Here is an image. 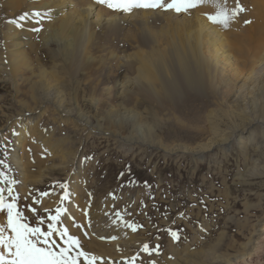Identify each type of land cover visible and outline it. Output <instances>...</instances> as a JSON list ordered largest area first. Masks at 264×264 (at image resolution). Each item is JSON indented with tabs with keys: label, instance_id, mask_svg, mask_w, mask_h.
Masks as SVG:
<instances>
[{
	"label": "rangeland",
	"instance_id": "1",
	"mask_svg": "<svg viewBox=\"0 0 264 264\" xmlns=\"http://www.w3.org/2000/svg\"><path fill=\"white\" fill-rule=\"evenodd\" d=\"M58 1L0 0V46L4 44L7 25H20L27 20L32 23L30 17L35 16L38 6ZM82 1L112 14H131L134 10L116 11L95 0ZM231 3L236 4L237 0ZM62 12L67 13L68 9ZM36 28L40 30H33ZM18 31L22 33L20 40L25 42L24 50L30 55L32 74L37 76L41 69L47 78L59 82L58 92L63 101L57 103L62 102L75 119L74 124H61L56 106L43 103L41 93L29 90L28 86H17L11 79L10 68L0 72V166L4 171L0 188L5 190L8 202V189L12 188L24 222L47 230L51 222L48 217L56 215L57 209L60 213L55 226L60 230L75 227L82 218L80 229L86 228V244L80 243L74 251L97 257L96 264H203L205 251L213 249L216 243L223 244V253H231V248L226 251L228 245L236 248L246 243L252 231L259 229V221L264 217V174L259 175L260 168L251 169L264 166V146L257 149L248 144L244 151L238 138H234L223 150L214 148L201 157L191 156L190 150L207 144L212 124L206 114L211 109L238 112L246 108L251 118L260 113L264 116L263 73L255 77L254 96H248L249 102H231L226 95L225 99L220 96L219 101L198 100L183 93L172 103H142L137 114L133 112L136 116L117 114L118 101L112 85L125 57L134 52L125 47V29L120 34L93 36V59L79 65V61L71 63L60 52L59 34L53 35L54 39L44 38L38 24ZM152 31L155 36L168 33L158 23ZM2 64L5 65L4 60ZM128 64L125 70L130 75L133 70ZM27 108L34 109L29 116L34 121L28 135L31 139L25 143L29 141L37 149H28V159L23 160V167L17 172L19 158H9L13 122ZM68 196L77 202L72 205ZM93 217L105 219L108 225L120 223L122 235L96 239L90 232ZM6 222L4 211L0 214V226H6ZM169 230L178 232L180 238L173 239ZM102 233L109 236V232ZM51 239L63 245L59 236L53 235ZM116 242L129 243L124 245L129 250L126 259L116 258L120 251L111 246ZM146 243L150 250L159 246L158 253L143 251ZM263 261L259 263L264 264ZM80 264H85L83 258Z\"/></svg>",
	"mask_w": 264,
	"mask_h": 264
},
{
	"label": "bare ground",
	"instance_id": "2",
	"mask_svg": "<svg viewBox=\"0 0 264 264\" xmlns=\"http://www.w3.org/2000/svg\"><path fill=\"white\" fill-rule=\"evenodd\" d=\"M79 1L78 3L75 0H60L38 6L36 11L42 12L39 11L40 16L30 17L32 23L27 20L20 25L5 27L4 44L0 46V72L10 68L11 79L17 86H28L29 90L35 89L38 94L41 93L43 103L50 102L56 106L55 111L62 119L61 124H74L73 112L63 107L62 102L59 105L57 103L62 96L58 92L59 82L47 78L46 72L41 69L37 76L32 74L30 55L24 50L25 42L20 40L22 33L18 29L21 27L38 24L43 28L44 38L47 36L54 39L53 35L59 34L57 43L62 46L60 52L64 57H68L71 63L74 60L79 61L78 65L89 58L93 59L94 53L90 54L96 49L93 36L120 34L125 29L127 33L123 39L125 47L134 52L125 57L122 65L119 64L112 85L114 97L118 101V109L115 110L117 114L131 113L136 116L133 112L136 113V109L142 103L149 105L163 104L166 101L172 103L183 93L198 100L213 98L219 101L220 96L221 99H225L226 95V98L232 99L231 102H244L253 95L256 75L264 74V0H238L245 10L239 13L227 28L211 22L208 18L216 11L211 0L179 13L175 10L134 9L131 14H112L93 4ZM235 6L231 0L227 2L229 9ZM64 9H68V12L63 13ZM51 22L53 24H50ZM156 23L163 24V27L168 29L165 36L153 34L152 29ZM54 25L57 27L53 28ZM18 26L21 27L17 28ZM122 57L124 58V54ZM3 60L5 65L2 64ZM128 63L133 70L130 75L127 69L125 70V64ZM105 95H109V89L105 90ZM26 110H21L13 122L15 130L9 158L15 156L19 158L17 172L21 171L23 160L28 159V149L30 152L37 149L29 141L25 143L31 139L28 135L34 121L29 117L34 109ZM246 110V108L238 112L209 110L206 115L212 126L207 136L208 142L195 150H190V155L201 157L218 147L223 150L234 138H238V145L243 146L244 151L248 144H253L257 149L263 148L264 116L260 113L258 117L251 118ZM84 125L88 126L87 123ZM18 150H21L19 154ZM36 162L38 163L35 164L39 166V159H36ZM257 168L261 169L259 175H263L264 166H253L251 170ZM2 170L0 166V176L4 178ZM71 196H68V201L73 205L77 201ZM90 220L92 221L91 225L89 224L90 232L96 239L119 238L122 235L120 223L108 225L105 219L102 221L94 217ZM83 221L79 218L75 227L67 230L80 243L86 244L84 241L86 228L80 229ZM258 226L259 229L252 231L246 243L236 248L228 245L226 251L231 248V253H223V244L216 243L213 249L205 251L203 264H260L259 261L264 260V217ZM102 231H106V234L109 232V236H104ZM128 242L126 244H129ZM126 244L116 242L111 245L113 249L120 251L116 257L118 260L128 257L129 250L124 246Z\"/></svg>",
	"mask_w": 264,
	"mask_h": 264
},
{
	"label": "snow or ice",
	"instance_id": "3",
	"mask_svg": "<svg viewBox=\"0 0 264 264\" xmlns=\"http://www.w3.org/2000/svg\"><path fill=\"white\" fill-rule=\"evenodd\" d=\"M96 3L106 6L111 10L131 12L133 9H161L175 10L177 13L188 11L197 7L199 4L205 3L206 0H95ZM216 11L208 18L213 23H218L222 27L227 28L229 23L245 9L239 4L238 0L234 8L227 7V0H211ZM34 15L40 16L39 12ZM47 16L48 13H45ZM248 23V21H245ZM39 31V28L33 29ZM91 157H85V160ZM15 183V181H9ZM12 188L8 189V195L11 202H8L4 196V189L0 188V214L6 211V226H0V264H80L81 258L85 264H96L97 257H89L88 253L80 250L79 240L68 234L67 229L60 230L57 224L60 210L57 209L56 215L49 216L51 221L47 230H42L39 226H29L24 222L25 217L21 211L17 210V196L12 194ZM34 211V209H32ZM119 216V213H117ZM130 228L133 226L128 225ZM135 230V228H133ZM6 231H10V235H6ZM169 234L173 239L178 240L180 237L178 232L170 231ZM53 235L59 236L63 240V245L57 244L56 240L51 239ZM159 246L155 249H149L148 244L143 245V251H156L158 253ZM154 264V262H152Z\"/></svg>",
	"mask_w": 264,
	"mask_h": 264
}]
</instances>
